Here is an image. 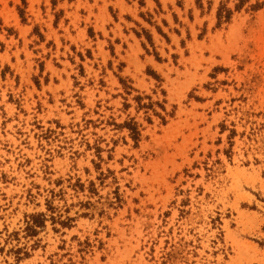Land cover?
Here are the masks:
<instances>
[{
    "label": "rangeland",
    "instance_id": "rangeland-1",
    "mask_svg": "<svg viewBox=\"0 0 264 264\" xmlns=\"http://www.w3.org/2000/svg\"><path fill=\"white\" fill-rule=\"evenodd\" d=\"M220 3L0 0V264H264V0Z\"/></svg>",
    "mask_w": 264,
    "mask_h": 264
},
{
    "label": "trees",
    "instance_id": "trees-1",
    "mask_svg": "<svg viewBox=\"0 0 264 264\" xmlns=\"http://www.w3.org/2000/svg\"><path fill=\"white\" fill-rule=\"evenodd\" d=\"M250 2V0H237V3L234 6V10H230L227 8L226 4L220 3L218 9H217V14H216V19H217V28L221 27L223 24H228L230 22V20L232 19L233 14L239 13L241 12V10ZM262 4H255L253 6H250V10L252 12H257L261 9ZM159 31V30H158ZM147 40L149 42H151V37L150 35L146 34ZM140 100L138 98L139 101V107L141 109L146 108L148 109V106H140ZM130 130L131 132V136L133 138V140L135 142H137V139L135 138L134 134L136 133L137 135H139V132L137 131V127L136 124H133L132 126H129V128H127ZM44 219H42V221H37V218L32 217L30 222H27V228H26V232L28 234V237H34L37 235V229H43L44 228ZM62 226H65L66 224H61Z\"/></svg>",
    "mask_w": 264,
    "mask_h": 264
}]
</instances>
